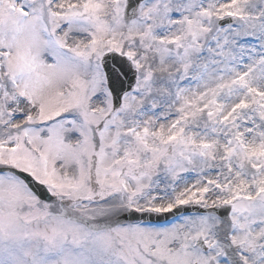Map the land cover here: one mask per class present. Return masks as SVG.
<instances>
[{"label":"snow or ice","instance_id":"snow-or-ice-1","mask_svg":"<svg viewBox=\"0 0 264 264\" xmlns=\"http://www.w3.org/2000/svg\"><path fill=\"white\" fill-rule=\"evenodd\" d=\"M0 264H264V0H0Z\"/></svg>","mask_w":264,"mask_h":264}]
</instances>
